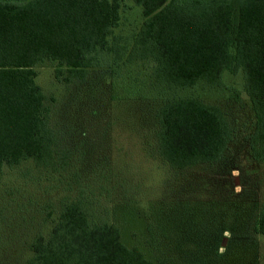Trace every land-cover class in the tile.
<instances>
[{
    "label": "rangeland",
    "instance_id": "obj_1",
    "mask_svg": "<svg viewBox=\"0 0 264 264\" xmlns=\"http://www.w3.org/2000/svg\"><path fill=\"white\" fill-rule=\"evenodd\" d=\"M142 22L141 7L124 0L110 38L122 55L100 53V65L83 81H59L51 62L36 67L59 139L57 163L4 166L0 264H27L31 242L48 236L62 199L80 193L119 226L126 245L150 260L264 264V235L255 228L264 161L250 152L256 118L242 71H226L213 85L167 87L156 80L151 61L129 60ZM187 96L219 106L232 139L219 161L174 169L158 152L157 112L166 100Z\"/></svg>",
    "mask_w": 264,
    "mask_h": 264
},
{
    "label": "trees",
    "instance_id": "obj_2",
    "mask_svg": "<svg viewBox=\"0 0 264 264\" xmlns=\"http://www.w3.org/2000/svg\"><path fill=\"white\" fill-rule=\"evenodd\" d=\"M143 22L129 60L151 61L167 87L217 84L242 71L255 114L250 152L264 161V0H133ZM124 0H0V175L4 166L57 163L58 135L36 67L55 66L66 84L86 79L111 46ZM116 45V44H115ZM223 110L187 96L157 112L159 155L174 169L219 161L232 139ZM66 197V198H65ZM48 236L30 244L27 264H168L122 241L118 225L98 214L85 193L65 196ZM264 235V203L256 221Z\"/></svg>",
    "mask_w": 264,
    "mask_h": 264
}]
</instances>
